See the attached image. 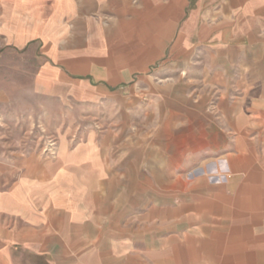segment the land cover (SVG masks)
Masks as SVG:
<instances>
[{"label":"crops","instance_id":"obj_1","mask_svg":"<svg viewBox=\"0 0 264 264\" xmlns=\"http://www.w3.org/2000/svg\"><path fill=\"white\" fill-rule=\"evenodd\" d=\"M0 44L115 125L0 158V264H264V0H0Z\"/></svg>","mask_w":264,"mask_h":264},{"label":"rangeland","instance_id":"obj_2","mask_svg":"<svg viewBox=\"0 0 264 264\" xmlns=\"http://www.w3.org/2000/svg\"><path fill=\"white\" fill-rule=\"evenodd\" d=\"M27 56L6 54L0 44V158L39 154L47 159L54 151L84 149L90 132L99 146L101 133L115 125L101 122L104 116L99 108L34 92L35 60ZM109 144H113L109 151H117L116 140Z\"/></svg>","mask_w":264,"mask_h":264}]
</instances>
